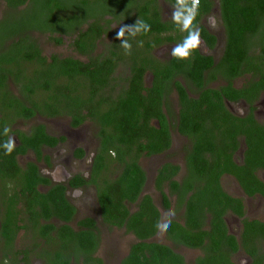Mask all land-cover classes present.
Returning <instances> with one entry per match:
<instances>
[{
    "label": "flooded vegetation",
    "instance_id": "af4514ba",
    "mask_svg": "<svg viewBox=\"0 0 264 264\" xmlns=\"http://www.w3.org/2000/svg\"><path fill=\"white\" fill-rule=\"evenodd\" d=\"M175 3L176 0H139L137 4L155 9L165 24L159 27L161 32L154 34L156 30L152 27L153 34L136 46H131V49L141 50L142 58H152L153 63L144 61L140 65L146 69L144 86L153 88V70L160 68L161 64L169 65L173 72H188V64L210 62L211 68H204L202 83H186L182 78L178 79L183 92L189 99L195 100L202 99L203 92L211 91L212 96L213 92H218L223 96L224 108L233 118L248 126L253 120L255 130L264 128V90L256 87L264 72L262 49L255 51V48H251L242 66L239 64L237 69H229L226 59L228 35L222 0H200L193 22L200 33V46L190 59L178 62L182 66H176L177 58L171 52L184 40L187 32L180 31L172 19ZM0 11V34L3 30L6 36L5 40H0V264H85L86 261L88 264H122L138 240L133 232L128 231L127 222L119 227L105 220L100 199L104 193H109L112 181L123 170V162L112 150L113 138L118 134L108 126L107 116L125 115L122 112V98L130 89L129 79L133 77L131 65L134 64L129 62L125 52L113 56L112 51L123 49L116 33L122 26L128 25V19L123 17L121 21H115L112 17H106V20L112 21L105 26L107 32L97 42L95 51L84 54L75 45L77 34L52 36L31 29L24 35L27 41L24 44L35 42L43 56L41 38H47L57 47L68 40L69 53L65 56H45L47 64L53 63V57H57L60 63L67 59L78 63L77 66L74 63V68L78 69L73 72L72 79L69 75H62L63 65L58 64L59 79L56 83L59 97L56 100L60 106L58 113L51 115L49 104L54 101V98H50L53 92L45 87L43 76L37 72L41 67H16L12 61L9 65H3L1 61L10 46L13 51V44L20 37L4 30L14 27L15 20L9 16L15 13L14 10L3 0ZM136 13L134 11L132 18L138 17ZM94 20H89L88 24ZM138 20L144 19L138 17ZM88 24L83 26L82 31L89 28ZM261 35H264V27L252 43L256 44ZM124 39H128L127 32ZM107 57L123 59H118L112 76L101 81L100 85L96 73L101 72L100 64ZM123 68H127V75L123 74ZM30 78L38 80L30 82ZM28 84L34 92L25 88ZM180 91L175 81L170 82L160 101V114L165 116L169 127L167 140L170 146L151 156L144 152L139 157L138 165L145 172L146 183L138 201L133 204L125 201V207L130 215L137 216L143 213L138 204L143 197L150 196L159 211L160 220L157 232L147 243L169 248L182 257L184 264H197L207 255V247L211 246L213 236L206 237L202 247H190L173 241L175 235L171 231V223L184 228L192 225L186 202L206 185L194 179L196 176H191V169L206 167L207 172L208 167L215 168L218 162L215 169L219 171L220 195L226 197L229 203L222 221L216 218L217 226L213 225V218L206 213V218L201 219L200 229L206 233L217 230L215 237L220 239V248L230 256L233 264H264V231L254 227L256 223L264 225V163L246 161L247 136L239 135L234 128L212 131L216 135L211 137L210 142L219 143L221 161H214L208 145L202 147L205 151H194V141L207 143L208 139L195 130L187 133L179 130V116L186 108ZM40 94L47 95V98ZM204 108H207V104ZM220 116L224 115L220 113ZM33 121H36L35 125H32ZM150 125L157 129L162 127L160 119L156 117L150 120ZM5 127L9 128L7 135L4 133ZM37 134L41 138H37ZM10 137L15 140V148L11 155H5L2 145ZM116 141L120 144L119 140ZM261 148L264 149V146ZM201 156L210 161L193 160ZM242 175L247 176L243 179ZM172 181L179 184L175 190L171 186ZM164 194L169 207L164 203ZM62 195L72 210L58 203L57 198ZM144 220L142 217L141 221ZM248 223L250 228L247 227ZM192 230L199 231L198 228ZM70 231L74 232V236ZM94 236L97 244L95 250L77 251L74 244L80 245L87 237L93 240ZM70 239L74 244H69ZM232 241L237 245L235 251H231ZM108 252H113L115 257L108 258Z\"/></svg>",
    "mask_w": 264,
    "mask_h": 264
},
{
    "label": "trees",
    "instance_id": "16d2710c",
    "mask_svg": "<svg viewBox=\"0 0 264 264\" xmlns=\"http://www.w3.org/2000/svg\"><path fill=\"white\" fill-rule=\"evenodd\" d=\"M4 1L15 12V14L11 15L19 16V20L17 19L13 22L15 30L9 33L19 36L20 41L14 42L13 47H15L10 53L11 56L7 55V53L3 54L2 56L4 57L1 61H3V65H9L14 62L12 64H15L16 67L28 65H39L41 67L37 72H40L39 74L43 76L45 87H48L49 91L53 92V97L50 98H54V101H51L49 104V113L51 115H56L60 106L56 100L59 97L56 82L59 79V69L57 67L60 62L57 57H53V63L47 64V58L42 55V51H40L35 42L24 44V42H27L24 39V35L26 36L29 30L34 29L40 33L47 32L52 36L56 34H77L75 45L84 54L95 51L97 42L107 32L105 26L110 25L112 21L106 20V17H112L115 21H121V19H124L123 17H127L128 25H134L138 21V17L144 19L142 21L150 26V30L145 32L142 29L134 37L127 32V40L131 46L132 44L136 46L139 41L147 39L149 35L153 34L152 27H155V34L161 32L162 30L159 27L165 25L160 20L159 14L155 9H151L148 5L144 7L138 6L139 0ZM222 10L228 35L226 59L228 60L229 69H237L239 64L242 66L243 62L249 57L251 48H261L263 51L261 55H264V35L259 37L260 41L257 40L256 44H253L254 37L260 34L261 29L264 27V0H222ZM134 11L137 12L135 15L138 16L137 18H132ZM23 14L26 15L20 18ZM91 19L95 20L89 25L88 21ZM86 24H88L89 28L86 31H82L83 26ZM28 38L30 39V37ZM56 40L61 42L60 39ZM118 43H121V40H118ZM123 52H125V49H121L119 52L112 51V55H123ZM141 53L140 49L132 48L130 55L124 54L129 62L134 64L133 66L131 65L133 77L129 79L130 89H128V92L122 98V112L125 115L107 116L108 126H111L118 134L117 137L113 138L112 150L117 155L119 161L123 162V170L112 181V184L109 186V193H104L100 201L104 207L105 220L107 219V222H111L113 225L119 227H122L127 222L128 231L133 232L138 240L131 247L129 256L122 264H184L182 257L175 254L169 248L155 243H147V240L157 232L160 220L159 211L154 205L152 198L150 196L143 197L140 204H138V208H141L143 213H139L137 216L130 215L124 204L125 201L131 204L136 203L146 183L145 172L138 165L139 157L144 152H147V156H151L170 146L169 140H167L169 137V127L165 116L160 114L162 109L160 101L164 97L165 90H168L169 83L173 81L177 83L179 90L182 91H180L181 100L186 105V108L181 111L179 116V130L183 133L195 130L197 134H201L207 138V143L202 140L194 141V151H205L202 147L206 148L208 145L207 149L211 152L214 161H221V156L218 151L219 143L210 142L211 137L216 135L212 131L221 128L228 130L234 128L239 135L244 134L247 136L246 145L248 149L245 153L246 161H252L256 164L264 163V149L261 148V146H264V128H257L255 130L256 127L253 125V120L250 126H248L243 121L240 122L238 119L233 118L224 108L223 96L218 92H213V96L211 91L203 92V98L201 99L200 97V100L189 99L183 92L182 84L178 79L182 78L186 83H202L204 81V68L206 67L205 70L210 69L212 63L196 62L188 64V72H173V68L169 65L162 66L161 64L160 68L154 67L153 88L150 89L143 84L146 69L140 67V65L144 61L147 63L153 62L150 57L146 56L142 58ZM118 59L122 60L123 58L107 57L105 62L100 64L102 68L99 67V70L101 72L96 73L97 79L100 80V85L101 81L107 80V78L112 76L116 70ZM198 59L201 60L202 58L199 57ZM176 61V66L183 65L178 63L179 61L181 62V59H177ZM74 63L76 66L78 65L76 62ZM74 63L73 60L68 59L65 62H61L60 65H63L62 75H69L68 77L72 79L74 77L73 72L78 69L74 68ZM100 75H104L105 77L101 78ZM36 80L38 79H29L30 82ZM29 84L25 88L34 92V89ZM256 87L257 89L264 90V72L261 73V78L257 81ZM51 88L54 89L51 90ZM231 91L233 92L234 90L231 89ZM157 97L158 100H156ZM227 97L231 98L229 95ZM205 104H207V108H204ZM220 113L224 116H220ZM154 114H159V116H154ZM153 117L160 119L162 124L161 129L150 125V120ZM38 134L36 135L37 138H41L38 137ZM115 139L119 140L120 144L116 143ZM121 148L123 149L121 150ZM193 160L210 161L208 158L202 156ZM217 165L218 162L214 165L215 168H217ZM208 168L210 169L207 172L206 167H194L191 169V176H196L194 179L202 181L205 183L204 186H206L203 189L199 188L200 190L194 193L186 202L187 214H191L192 216L190 218L192 225H188L190 229L188 227L184 228L175 222L171 223V231L175 235L173 241L198 248L204 245L206 237L213 236L211 237V246L207 247V255L205 258H201L197 264H233L230 256L223 253L220 248V239L215 237L217 230L212 233H206L200 229L201 219L206 218V213L210 214L213 218V225L217 226L216 218L222 221V215H224L223 213L226 211L229 203L226 197L220 195L217 180L219 171L215 168ZM232 171L237 173L236 169ZM246 176L242 175L241 178L244 179ZM171 186L175 190L179 187V184L172 181ZM164 198L165 205L169 207V201L165 194ZM182 198L184 199V197ZM57 201L63 207L72 210L63 195L57 198ZM221 209L223 211L220 212ZM142 217L145 218L143 222L141 221ZM89 225L91 226L92 224ZM247 227H251L249 223ZM254 227L264 231V225L256 223ZM197 228L199 229L198 232L192 230ZM70 233L74 236V232L70 231ZM73 242L70 239L69 244H74ZM96 245L95 236L93 240L90 237L85 238L80 245L74 244L77 251L79 249L84 252L86 250H95ZM236 246V243L234 244L232 241L230 244L231 251H235ZM63 264H67V262ZM85 264H88V261Z\"/></svg>",
    "mask_w": 264,
    "mask_h": 264
},
{
    "label": "clouds",
    "instance_id": "9594fccd",
    "mask_svg": "<svg viewBox=\"0 0 264 264\" xmlns=\"http://www.w3.org/2000/svg\"><path fill=\"white\" fill-rule=\"evenodd\" d=\"M200 0H176L175 10L172 14L174 23L179 27L180 31L187 32L184 40L177 44L171 52L174 58L188 60L192 53L200 46V33L197 27H194V20L197 15V10ZM145 32L150 30V26L143 21H137L134 25H124L116 33V38L121 40V47L125 49V54H131V44L127 39H124L125 32L131 36L137 35L141 30ZM9 128H4V133L7 135ZM2 147L5 149V155H11L15 148L14 138H9ZM159 226V225H158ZM7 264V262H5Z\"/></svg>",
    "mask_w": 264,
    "mask_h": 264
},
{
    "label": "rangeland",
    "instance_id": "374dc122",
    "mask_svg": "<svg viewBox=\"0 0 264 264\" xmlns=\"http://www.w3.org/2000/svg\"><path fill=\"white\" fill-rule=\"evenodd\" d=\"M2 4H3V0H0V8H1ZM12 14H15V13H12ZM24 15H26V14L21 15L20 18H22ZM0 16H2V11H0ZM9 16L15 21L19 17V16H12L11 14ZM4 30H6L7 32H10L12 30H15V28L14 27L5 28ZM5 39H6V36H5V34L3 33V30H2V32L0 34V40H5ZM67 41L68 40H66V42H65V44L63 46L57 47L52 41L47 40V38H45V37L41 38L42 48L44 50L43 52L45 53V56H47V58H48V57H50L52 55H58L59 54L61 56H65L66 54H68L69 51H68ZM5 46H6V44H5ZM100 48H102V46ZM259 49H260L259 47H256L255 51H259ZM11 51L12 50H11V46H10V50L7 53V55H9L11 53ZM122 72H124L123 73L124 75H127V73H129L127 68H123ZM40 96H43V97L47 98V95H45V94H40ZM43 97H41V99H43ZM35 123H36V121H33L32 125H35ZM106 256L108 258H112V257H115V254L113 252H108V253H106Z\"/></svg>",
    "mask_w": 264,
    "mask_h": 264
}]
</instances>
